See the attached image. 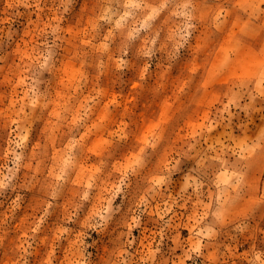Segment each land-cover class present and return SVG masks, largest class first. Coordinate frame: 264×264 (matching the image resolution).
Masks as SVG:
<instances>
[{
    "label": "clouds",
    "instance_id": "9594fccd",
    "mask_svg": "<svg viewBox=\"0 0 264 264\" xmlns=\"http://www.w3.org/2000/svg\"><path fill=\"white\" fill-rule=\"evenodd\" d=\"M0 77V264H264V0H0Z\"/></svg>",
    "mask_w": 264,
    "mask_h": 264
},
{
    "label": "rangeland",
    "instance_id": "374dc122",
    "mask_svg": "<svg viewBox=\"0 0 264 264\" xmlns=\"http://www.w3.org/2000/svg\"><path fill=\"white\" fill-rule=\"evenodd\" d=\"M211 37H207V40L210 42ZM201 54H206V48L197 44L196 49L194 51V56L197 58ZM199 70V66L195 65L190 68L189 74H195L196 71ZM74 71L73 69H69L71 73ZM183 69H181V76H178L171 80V83H168L169 73L165 72L159 74L154 83V95L152 99H149L144 94V89L141 83L133 82L130 86V89L122 96H118L115 92L112 93L111 98L105 100L103 105V111L99 114V120L101 123L107 120V113H110L113 106H118L123 114H130L143 124L145 123L148 113L153 109H158V119L156 120H147L148 127L145 130V135H150L156 128L161 125H167L175 117L183 111L184 108V92L189 86L188 81L182 78ZM0 88H11V85L8 81H6L3 77H0ZM156 90L159 92L165 93L163 99L157 101L155 99ZM194 108H202L203 104H196L193 106ZM182 132V130H181ZM103 143L102 138L98 140L90 149V153L95 155L97 151L102 149ZM23 221L17 222V226ZM43 248V244L41 245V249ZM40 250L35 253L36 257H39Z\"/></svg>",
    "mask_w": 264,
    "mask_h": 264
}]
</instances>
